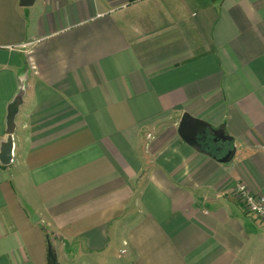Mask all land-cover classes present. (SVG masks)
I'll use <instances>...</instances> for the list:
<instances>
[{
    "label": "crops",
    "instance_id": "obj_1",
    "mask_svg": "<svg viewBox=\"0 0 264 264\" xmlns=\"http://www.w3.org/2000/svg\"><path fill=\"white\" fill-rule=\"evenodd\" d=\"M20 91L0 264H264V0H0V153Z\"/></svg>",
    "mask_w": 264,
    "mask_h": 264
},
{
    "label": "water",
    "instance_id": "obj_2",
    "mask_svg": "<svg viewBox=\"0 0 264 264\" xmlns=\"http://www.w3.org/2000/svg\"><path fill=\"white\" fill-rule=\"evenodd\" d=\"M36 0H21V6L29 7L35 4ZM23 94L24 91H20L19 95L12 102L9 109V117H8V142L5 143L1 149L0 160L3 165L8 166L11 164L13 160V135L16 129V116L19 112V108L23 102ZM209 130H212L214 135L216 136V142L227 143L232 141V138L228 135H225V132L222 130L211 129L209 125L201 120L195 119L188 114H185L180 125H179V135L180 137L188 144H196L198 143L199 137L202 133H206ZM233 155V151H229L226 156L219 159L220 162L226 163L228 162ZM50 264H57V259L50 251Z\"/></svg>",
    "mask_w": 264,
    "mask_h": 264
},
{
    "label": "built area",
    "instance_id": "obj_3",
    "mask_svg": "<svg viewBox=\"0 0 264 264\" xmlns=\"http://www.w3.org/2000/svg\"><path fill=\"white\" fill-rule=\"evenodd\" d=\"M238 194L244 209L264 224V193L253 194L244 185H241L238 188Z\"/></svg>",
    "mask_w": 264,
    "mask_h": 264
},
{
    "label": "flooded vegetation",
    "instance_id": "obj_4",
    "mask_svg": "<svg viewBox=\"0 0 264 264\" xmlns=\"http://www.w3.org/2000/svg\"><path fill=\"white\" fill-rule=\"evenodd\" d=\"M214 140L215 137L210 132L202 133L199 137L198 145L200 147L212 149V151H218V148L216 147L217 143ZM228 147L227 149H229Z\"/></svg>",
    "mask_w": 264,
    "mask_h": 264
},
{
    "label": "trees",
    "instance_id": "obj_5",
    "mask_svg": "<svg viewBox=\"0 0 264 264\" xmlns=\"http://www.w3.org/2000/svg\"><path fill=\"white\" fill-rule=\"evenodd\" d=\"M198 147L201 148L202 150H206V151L208 150L209 152L212 153V149H208V148L200 147L199 145H198Z\"/></svg>",
    "mask_w": 264,
    "mask_h": 264
},
{
    "label": "rangeland",
    "instance_id": "obj_6",
    "mask_svg": "<svg viewBox=\"0 0 264 264\" xmlns=\"http://www.w3.org/2000/svg\"><path fill=\"white\" fill-rule=\"evenodd\" d=\"M252 217V216H251ZM254 218V217H253Z\"/></svg>",
    "mask_w": 264,
    "mask_h": 264
}]
</instances>
